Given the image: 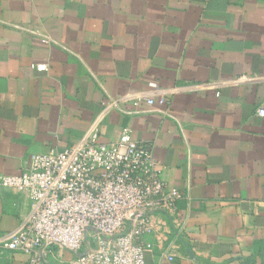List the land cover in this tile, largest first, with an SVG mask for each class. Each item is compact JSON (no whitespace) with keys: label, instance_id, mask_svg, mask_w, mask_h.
<instances>
[{"label":"crops","instance_id":"obj_1","mask_svg":"<svg viewBox=\"0 0 264 264\" xmlns=\"http://www.w3.org/2000/svg\"><path fill=\"white\" fill-rule=\"evenodd\" d=\"M153 86L167 106L134 107ZM259 108L264 0H0V239L31 213L4 176L93 128L108 145L128 129L181 193L171 233L139 237L146 264H264ZM0 264L28 257L0 245Z\"/></svg>","mask_w":264,"mask_h":264},{"label":"built area","instance_id":"obj_2","mask_svg":"<svg viewBox=\"0 0 264 264\" xmlns=\"http://www.w3.org/2000/svg\"><path fill=\"white\" fill-rule=\"evenodd\" d=\"M153 88L133 106H167V94ZM257 114L264 118V108ZM121 135L108 145L93 128L76 146L39 154L28 171L4 176V186L27 194L31 213L1 247L26 255L28 264H49L59 250L73 256L72 264H146L139 237L171 233L168 218L181 193L167 188L150 147L128 129Z\"/></svg>","mask_w":264,"mask_h":264}]
</instances>
